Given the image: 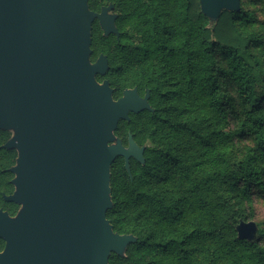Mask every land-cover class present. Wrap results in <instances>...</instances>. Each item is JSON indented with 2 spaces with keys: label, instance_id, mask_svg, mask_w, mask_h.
I'll return each mask as SVG.
<instances>
[{
  "label": "trees",
  "instance_id": "16d2710c",
  "mask_svg": "<svg viewBox=\"0 0 264 264\" xmlns=\"http://www.w3.org/2000/svg\"><path fill=\"white\" fill-rule=\"evenodd\" d=\"M112 3L119 33L92 24L91 61L106 57L113 99L149 91L151 111L129 114L115 136L144 147V164L110 168L114 233L136 242L108 264H264V232L236 227L264 199V0H240L216 22L199 0H89ZM258 6V9L255 7ZM0 165L17 153L2 149Z\"/></svg>",
  "mask_w": 264,
  "mask_h": 264
},
{
  "label": "water",
  "instance_id": "95a60500",
  "mask_svg": "<svg viewBox=\"0 0 264 264\" xmlns=\"http://www.w3.org/2000/svg\"><path fill=\"white\" fill-rule=\"evenodd\" d=\"M211 23L223 11L238 12L240 0H199ZM113 5L99 13L88 0H0L1 147L17 156L11 168L20 206L9 219L0 212L5 248L0 264H108L124 256L132 235L114 233L106 218L112 206L110 168L121 157L144 164V147L128 135L115 137L129 114L151 111L149 91L136 88L113 99L105 56L91 62L95 19L103 36L119 33ZM254 222H240V239L255 238Z\"/></svg>",
  "mask_w": 264,
  "mask_h": 264
},
{
  "label": "flooded vegetation",
  "instance_id": "af4514ba",
  "mask_svg": "<svg viewBox=\"0 0 264 264\" xmlns=\"http://www.w3.org/2000/svg\"><path fill=\"white\" fill-rule=\"evenodd\" d=\"M102 7H104V6L101 5L99 11L96 13H99L101 11ZM113 10H114V7H113ZM112 14H115L114 11H112ZM116 18H117V15H116ZM94 23H96L98 25L99 29L101 30V32L103 34V31H102L97 19H95L93 21V24ZM124 147H127V145ZM2 149H4V148H2ZM6 150H11V149H6ZM119 158H121V157H119ZM121 159L124 163L123 158H121ZM131 160H133V159H131ZM14 165H15V163L9 167H4V166L0 165V212L6 214L9 219L15 217L19 208H20V206L17 205L16 203L7 200V198L10 197L15 191V187L12 183V180L14 179V174L11 172V168ZM5 244H6L5 241L0 237V253L4 250Z\"/></svg>",
  "mask_w": 264,
  "mask_h": 264
},
{
  "label": "rangeland",
  "instance_id": "374dc122",
  "mask_svg": "<svg viewBox=\"0 0 264 264\" xmlns=\"http://www.w3.org/2000/svg\"><path fill=\"white\" fill-rule=\"evenodd\" d=\"M98 1H100V0H97V2ZM101 5L106 7V6L112 5V3H110V2H106L105 4L100 3V6ZM88 7H89V5H88ZM255 8L258 9V6H256ZM99 9H100V7H99ZM112 11H114V13H115L114 15H117V12L115 11V9L114 10L112 9ZM112 11H110L111 14H112ZM261 16L264 19L263 15H261ZM91 43H92V37H91ZM90 50H91V46H90ZM98 82L101 83L102 81H98ZM114 135H115V132H114ZM110 180H111V173H110ZM110 196H111V193H110ZM246 222H254L256 225V228H257L256 230L261 229L264 232V199L261 196H259V195L254 196V198H253V217ZM262 241H263V245H264V235H263Z\"/></svg>",
  "mask_w": 264,
  "mask_h": 264
}]
</instances>
